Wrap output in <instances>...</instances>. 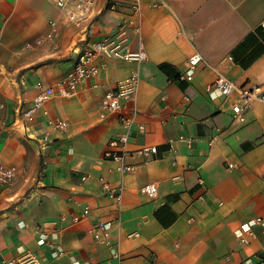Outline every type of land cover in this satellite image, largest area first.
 Segmentation results:
<instances>
[{
    "label": "crops",
    "instance_id": "crops-1",
    "mask_svg": "<svg viewBox=\"0 0 264 264\" xmlns=\"http://www.w3.org/2000/svg\"><path fill=\"white\" fill-rule=\"evenodd\" d=\"M108 3L98 0L75 26L47 0H0V165L16 173L0 184V264H19L25 253L37 264H264V102L236 119V98L207 93L218 74L264 90V0H140L134 25L131 0H118L117 11ZM52 22L55 44L35 47ZM122 29L125 45L135 51L142 42L148 56L135 103L114 116L102 110L108 82L138 67L100 56L99 89L54 97L26 116L41 88ZM195 54L204 62L188 82L182 77ZM57 121L68 133L51 127L44 142L43 128ZM128 131L125 164L135 171L123 174L121 148L111 142ZM144 147L157 154L145 158ZM101 178L123 189L120 203ZM149 184L154 200L142 192ZM257 219L253 236L239 235ZM100 221L111 224L109 244L93 237Z\"/></svg>",
    "mask_w": 264,
    "mask_h": 264
},
{
    "label": "built area",
    "instance_id": "built-area-1",
    "mask_svg": "<svg viewBox=\"0 0 264 264\" xmlns=\"http://www.w3.org/2000/svg\"><path fill=\"white\" fill-rule=\"evenodd\" d=\"M51 2L61 14L62 19L67 23L75 26H80L87 22L93 15L94 8L98 0H47ZM117 1L109 0L108 6L112 11H117ZM165 0H157L156 6L163 5ZM131 5L133 9V16L130 18V23L135 24V18L142 14V7L140 0H131ZM58 25L56 22L51 23V31L44 37H40L36 43L35 47L43 46L44 44L54 45L59 37ZM137 31L140 32V26L137 25ZM127 31L126 29L120 30L117 40L106 39L94 44V50L91 52L82 53L78 60L75 68L69 72L62 80H60L55 86L49 88H41L38 96L33 102L32 108L26 113L29 118L34 117L46 103H48L54 97L61 98H72L77 96L83 91H92L100 88L96 79L99 75V69L96 65V59L100 56H106L109 58H116L126 62H132L137 65L138 71L133 73L129 78L108 82L110 89L105 93L102 100V110H104L109 115H118L123 104L135 103L138 97L139 85H140V73L139 69L142 65L148 61V56L142 42L139 43L138 49L133 51L128 46L127 43ZM34 46L29 45L28 49H33ZM204 62L203 57L200 54L193 55L189 60V68L187 72L183 75V80L192 82L194 80L195 72L197 67ZM207 93L211 98H225L229 100L230 98H236V103L233 105V113L236 119H243L244 115L248 113L253 106L255 101L264 102V90L260 87L257 88H247L240 87L235 82L230 81L221 74H218L215 82L210 85L207 89ZM134 113V117H135ZM132 118V122L134 120ZM127 122V121H126ZM129 126V124H128ZM53 128L56 133L60 136H65L69 131V126L67 123L62 121L50 122L46 125L43 132L44 142L49 141L50 128ZM130 133L129 131L113 140L111 146L113 148H121V155L115 157L116 161L120 162L118 171L125 174L135 171V167L125 164V158L128 155L126 151L127 144L129 143ZM188 143L192 142V139H184ZM113 152H108L107 156L111 157ZM139 153L145 158H150L152 155L157 154L156 147H144ZM230 168H234V165H230ZM16 179V173L13 168H8L6 166L0 165V184L7 186L12 184ZM103 190L106 194L112 198H116L120 203L123 197V189L115 190L112 188L111 184L107 182L104 178L100 180ZM142 192L149 199L154 200L157 198V189L154 184L146 185ZM89 210L85 211L87 215ZM63 221L66 218H62ZM77 222V220H74ZM261 219L245 224L242 229L238 230L240 236H253V227L262 224ZM110 227L111 224L104 221L98 222L92 230L93 237L95 241L99 244H109L110 239ZM242 243L247 244L245 237H241ZM38 259L30 254L25 253L19 264H37ZM246 264H254L252 261L246 262Z\"/></svg>",
    "mask_w": 264,
    "mask_h": 264
}]
</instances>
